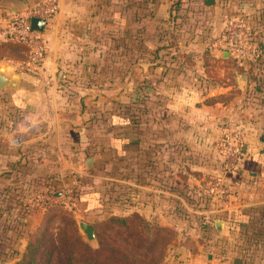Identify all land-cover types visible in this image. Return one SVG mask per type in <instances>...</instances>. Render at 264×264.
Listing matches in <instances>:
<instances>
[{"label":"crops","instance_id":"0c3cea01","mask_svg":"<svg viewBox=\"0 0 264 264\" xmlns=\"http://www.w3.org/2000/svg\"><path fill=\"white\" fill-rule=\"evenodd\" d=\"M182 4L187 9L193 6L185 1ZM76 6L81 5L70 3L69 10L60 7L45 24L42 35L46 52L39 69L20 71L16 61L6 62L16 74V85L0 88V169L13 163L20 168L36 166L40 147L48 146L55 150L60 168L75 173L73 178L65 179L69 185L81 182L77 176L83 174L87 185H92V178L103 174L97 171L108 168L104 166L106 153L122 159L139 150L138 130L128 123L123 108L132 102L139 87V63L124 67L121 60L104 66L102 43L93 32L96 22L101 26L106 23L98 22L91 13L84 18ZM157 10L168 13L165 3H160ZM9 11L0 7V20ZM167 22L166 27L161 26L164 30H159L162 35L158 30L151 33V174L157 169L172 170L171 161L179 157L175 170L180 176H168L173 181L151 176V217L168 220L164 224L178 231L176 219H184L185 233L192 229L187 219L199 217L204 223L198 231L213 236L209 241H177L168 263L264 264V224H255L259 218L264 223V215L257 212V208H264V135L258 126L248 129V123L244 125L243 157L230 178L225 179L231 191L226 201L217 199L215 192L210 208H192L185 194L192 184L203 180L204 163L216 167L213 157L219 155L217 141L224 131L222 121H232L233 116L236 120L234 107L245 101L246 95L227 108L221 97L233 89L245 92L250 87L254 64L236 61L224 50L223 35L213 33L212 27L200 28L191 21L181 26ZM194 34L201 38L196 39ZM242 75L247 77L245 87L241 85ZM16 114L34 127L30 136L18 135V143L13 142L15 133L9 129ZM160 153L166 156L164 164L152 157ZM88 157L93 158L89 169L85 166ZM177 202L179 207L174 205ZM127 207L120 208L123 214L139 211L134 205ZM237 214L243 221L238 228L228 230L227 220ZM216 219L223 221L221 230L215 227Z\"/></svg>","mask_w":264,"mask_h":264},{"label":"rangeland","instance_id":"374dc122","mask_svg":"<svg viewBox=\"0 0 264 264\" xmlns=\"http://www.w3.org/2000/svg\"><path fill=\"white\" fill-rule=\"evenodd\" d=\"M29 1L30 2L28 4H31L38 0ZM99 1L111 4L118 2L119 5H122V3L129 4L128 9L121 11L125 22L127 20L128 24H124V26L119 27V29L121 31H127V33L130 31V33L140 37V49L143 53L140 52L139 57L137 56L138 58L135 56H128L127 60L126 58L119 59L110 55L106 62L108 64L110 61H112V63L117 61V64H119L122 60L125 64L124 67H129L132 63H139L138 68H136L140 71L139 86L142 88L141 90H143L141 93L144 92L146 98L140 102V116L138 124L141 126L143 131L141 132V136H144V138L138 142L139 150L128 155L126 158L119 159L114 156H109V153H106V155H104L106 165L104 166L108 168H101L97 171V174L102 172L103 174L100 176L97 175L96 178H92L95 179V182H92V185L91 183H88L89 185H87V179L84 174L77 176L78 179L81 178V182L78 181V183H72L69 185V181L66 182L65 179L73 178L75 173L73 170L70 171L68 169H61L57 157H54L55 150L48 146H43V149L40 147L41 151L39 152V162L36 166L29 164L28 167L20 168L16 166L14 167L13 163L5 168H1L0 264H15V262L20 258L25 249L28 235L33 233L38 228L40 223L43 221L46 209H49V207L45 208L46 204H55L56 206L53 207L63 208L73 216L77 225L78 222L85 221L92 224L94 226V230L97 228L99 220L113 214L122 215L123 212H121V207L129 208L127 206L134 205L139 208V211H137L139 215L148 220L150 223L166 226L175 230L176 233L168 246L165 259L166 264H169L167 257L171 251L172 245L177 241L182 242L186 238L189 240L205 239L209 241L211 240L210 238L213 237H211L210 234H201L198 231L197 228L200 227L201 223H204V219L199 217L194 216L187 219L192 228L190 232L187 233L184 232V226L187 225L186 221L182 222L184 219H176L174 226L179 228L178 231L174 227L164 224L167 223L168 220L151 217V176L154 174V177L160 178L161 180L166 178L170 181L173 180L169 177L173 176V179H179L180 176V172L177 171L178 169L175 170V168L179 166V157H176V159L171 161V167L173 168L170 170L171 173L167 169L166 172L158 170V174H155V170H152L153 174H151V159L153 160V158H151V33H156V30H158V32L159 30H164L162 27L164 25L166 27L168 23L167 20H169V22L172 21L180 26L181 24L186 25L189 21H191L194 26L200 24V28L203 27L204 29L212 27L213 33L223 35V25L226 16L242 18L247 30L251 31V27L255 25L256 20L264 18V11L262 12L263 15L260 11L264 8V0H245L247 2L242 0H217V4L215 3L213 6H203L201 3H193V6H190V10L187 12V15L184 14L183 11V7L186 5H183L181 1H188L158 0V5L160 3L166 4L168 13L165 15L162 11L159 12V10H157V5L152 16L151 0H57V3L58 10L60 7L61 9L64 7L68 9L67 7L70 3L81 5L76 6L77 12L80 9V13H82L84 18H88V15L91 13L92 16L98 20L99 17L103 18L108 16L107 13L100 11V6L97 5ZM250 3L252 7L249 5ZM4 4L5 3L0 0V7ZM132 5L133 9L131 8ZM245 6H247V9H245ZM109 7H112L110 9H114V6ZM120 7L118 8L120 9ZM72 11L73 10H70V12ZM75 11L76 9H74L73 12ZM109 11L111 10H108V12ZM134 12L135 17H138V20L131 24L130 14ZM211 16L214 20L209 18ZM94 27H96L94 31L95 33L92 31L93 27H90L91 32H93V36L98 42L103 44L105 42L106 47H103L107 49L111 42V37L108 32H111V36L115 37V27L110 25L109 22L102 26L96 22ZM253 31L256 32V30H252L251 32ZM159 34L162 35L163 33L159 32ZM166 34L168 35L170 33L167 31ZM199 37L201 38V35H195L196 39ZM253 37L254 36L251 38ZM258 37L259 36H255V38ZM125 39L126 36L123 38V41H125ZM260 39H262L264 46V34ZM255 52L256 55H258L259 52L256 49V45ZM262 52L264 53V48ZM0 62L12 63L13 60L1 59ZM253 66L255 74L252 75L254 76L257 71L261 70L259 61H255ZM114 70H116V65H114ZM243 94L246 95V92L241 89H233L229 93L223 94L221 98L227 102V108L230 105L232 106L234 101H236L235 99L240 98ZM257 95L258 98H254L253 94H249L247 98L245 97V101L242 100V102H239L236 107H234V109H236L235 116L237 117L235 121L233 120L234 116L232 117V121L228 119L222 121L224 131L217 141L219 155L215 154L213 157V160L216 162V167L210 168L209 162L202 165L204 166L201 171L203 174V180L197 184H192L191 187L185 191L186 196L189 198V207L210 208V202H214L212 196L216 192L215 188H217H213L211 186H215L216 184L219 187V185L226 182L225 179H228V177L230 178V174H232L230 171H224V165L227 161L231 160L230 158H226L223 153V146L227 145V138L224 135L225 132L233 133L241 130L244 135V125L246 126V123H248V129H250V127H254L255 125L260 128V131L264 128V89H261ZM232 112H234V110ZM232 115L233 114H231V116ZM18 119V114H16V116L12 118L14 122L10 123L9 127V129L15 133L14 135L17 136L19 135L17 134L19 133V129H14V123L18 122ZM21 131L24 132L23 135H25V137L30 136L32 133V131H25V129H20V132ZM100 142H102L101 145H103L104 139L100 140ZM152 157H158V160L164 164L163 159H165L166 156L160 153L153 154ZM242 157L243 154H241L239 160H241ZM165 160L167 161V159ZM18 162L19 161L15 164ZM215 169H218V171H215ZM182 174H184V172H182ZM84 192L96 193L102 203L101 206L98 208L83 210V204L79 203L78 207L74 211H71L61 206L58 202L64 198L67 193H70L73 197L78 198V195ZM216 195H218L217 199L220 198L221 200L220 192H216ZM162 201L163 202L161 204L164 203L163 199ZM174 205L175 207H179V202L174 203ZM261 213L264 215V211H261ZM214 216H216V214ZM263 220L264 219H262V221ZM255 224L257 226L263 225L264 223H260L259 218ZM258 232L261 234L260 229ZM256 236H258L257 233ZM90 243L91 245L96 246V242Z\"/></svg>","mask_w":264,"mask_h":264},{"label":"trees","instance_id":"16d2710c","mask_svg":"<svg viewBox=\"0 0 264 264\" xmlns=\"http://www.w3.org/2000/svg\"><path fill=\"white\" fill-rule=\"evenodd\" d=\"M186 1L190 4L206 5L205 0ZM181 2L183 3V1ZM158 3V0H151V16ZM97 5L100 6V11L108 14L107 17H99L97 21L103 24L109 22L115 27L116 32L115 37L111 36V32H108L112 43L110 42L107 49L103 47L106 45L105 42L102 43L100 53L105 62L104 66L107 67L112 63V61L108 64L106 62L110 55L115 58L121 56L127 60L128 56L139 57L140 52L143 53L140 49V37L130 31L127 33V31L119 29L124 24H128L121 11L128 9L129 4L119 5L118 2L111 4L99 1ZM109 6H114V9H110L112 7ZM131 8L133 9V5ZM108 10L111 11L108 12ZM183 10L186 14L190 9L185 7ZM260 11L262 13L264 8ZM130 16L131 24L138 20V17H135V12ZM252 30H256L251 33L259 52L256 61H259L261 70L257 71L256 75L250 76V87L245 90L246 98L249 94L258 98L257 93L264 89V53L262 52L264 46L260 39L264 34V18L256 20L255 25L251 27ZM125 36L126 39L123 41ZM255 36L259 37L255 38ZM27 56L28 48L25 44L16 41L0 42V60L11 59L20 62L25 61ZM141 89L140 86L137 87L136 95L131 99L132 102L123 107L126 120L138 130L139 140L144 138L141 136L143 131L138 124L140 102L146 98L144 92L141 93L143 91ZM262 133L264 135V128ZM152 162L151 159V164ZM158 170L163 169H157L155 172L157 173ZM77 200L80 204L86 202L82 207L83 210L98 208L102 204L98 195L93 192L80 193ZM53 206L56 205L46 204L45 208L49 207V209H46L43 221L33 233L28 235L25 249L15 264H166L168 246L176 233L174 229L152 224L135 210L122 215L113 214L99 220L95 229L96 246H93L80 234L73 216L63 208ZM262 208H257V212H263L264 208L263 210ZM242 221L241 215L237 214L233 219L227 220V229L238 228Z\"/></svg>","mask_w":264,"mask_h":264},{"label":"built area","instance_id":"2783aa9c","mask_svg":"<svg viewBox=\"0 0 264 264\" xmlns=\"http://www.w3.org/2000/svg\"><path fill=\"white\" fill-rule=\"evenodd\" d=\"M58 11L57 0H38L28 4L26 10L20 12L9 11L0 20V42L16 41L23 43L28 48V56L25 61L16 62V66L20 71H35L42 66L45 58L46 43L42 32H38L30 27L31 17L44 18L46 24L52 19ZM223 45L224 50L229 53L236 61H251L255 64L256 52L253 34L247 30L242 18L226 16L223 25ZM19 129V135H23L25 131H33L34 127L28 124L24 117H20L18 122L14 123V129ZM227 145L223 146V153L227 161L224 165V171L233 172L236 169V163L239 161L243 153L244 135L241 130L235 132H225ZM18 140V139H17ZM233 142V143H231ZM216 192H220L221 200L226 201L230 194V187L227 182L213 185ZM212 188V189H213ZM59 204L71 211H74L79 201L70 193L58 201Z\"/></svg>","mask_w":264,"mask_h":264},{"label":"water","instance_id":"95a60500","mask_svg":"<svg viewBox=\"0 0 264 264\" xmlns=\"http://www.w3.org/2000/svg\"><path fill=\"white\" fill-rule=\"evenodd\" d=\"M3 3H5L1 7H6L7 9L14 11V12H20L26 10L28 6L27 0H2ZM214 0H205V4L211 5L214 4ZM46 21L44 18L40 17H31L30 18V27L38 32H43L45 27ZM16 74L12 73L8 69V64L5 62H0V88H2L5 85H8L10 87H15L16 85ZM246 75L241 76V85L243 87L246 86ZM14 143H18L17 135H14L13 139ZM86 168H92L93 167V158L88 157L85 161ZM215 227L217 230H221L223 228V221L220 219L215 220ZM78 228L80 233L83 235L86 241L88 242H96V236H95V230L94 226L90 223H87L85 221L78 222Z\"/></svg>","mask_w":264,"mask_h":264}]
</instances>
